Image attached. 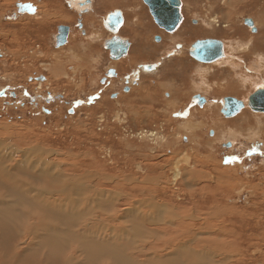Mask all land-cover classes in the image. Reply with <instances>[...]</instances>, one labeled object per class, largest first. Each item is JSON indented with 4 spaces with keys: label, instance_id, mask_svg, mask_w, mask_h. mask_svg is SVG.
<instances>
[{
    "label": "rangeland",
    "instance_id": "374dc122",
    "mask_svg": "<svg viewBox=\"0 0 264 264\" xmlns=\"http://www.w3.org/2000/svg\"><path fill=\"white\" fill-rule=\"evenodd\" d=\"M20 3L32 4L36 13L19 14ZM92 5L94 10L83 14L69 8L68 0H0V148L9 153V164L50 158L67 176L76 174L85 178L86 186L93 182L99 187L87 194V203L110 197L93 195L105 189L121 197L122 212L134 205L138 212L151 214L150 200L173 208L183 221L165 231L164 248L168 242L189 240L186 234L193 225L185 219L194 217V229L205 231L199 242L208 244L205 250L211 257L206 264H264V113L248 107L256 83L264 81V0H182L183 21L171 33L155 23L143 0H93ZM116 10L125 14L118 34L131 43L127 56L118 61L110 59L103 45L110 36L106 16ZM213 18L217 24L211 23ZM246 19L253 20L255 32ZM61 25L69 26L71 33L67 44L57 48ZM205 39L224 41L227 51L241 56L244 66L194 60L191 45ZM245 45L248 51L242 50ZM150 65H156L155 73H141V66ZM110 67L118 75L105 85L101 79ZM135 74L138 79L133 82ZM210 89L215 95L208 93ZM198 94L213 104L200 106L193 100ZM226 97L247 101L246 107L228 118L221 111ZM260 144L262 153L256 152ZM30 147L45 152L32 155L25 149ZM191 164L196 172L185 176L181 170L183 177L175 176L177 168L184 170ZM19 176L13 173L22 179ZM38 180H33L36 192L47 184ZM12 192L0 190L1 197L8 193L13 200L6 199L0 209L24 216L31 208ZM68 200L63 211L70 209ZM87 205L82 216L97 206ZM121 218L115 224L132 226L135 216ZM16 222L18 228L24 220ZM24 234L17 240L26 239ZM38 241L25 255L31 257L40 249ZM125 242L121 238L113 245L123 250ZM173 250L167 247L162 253ZM6 251L0 248V255H10ZM39 256L37 263L53 264L48 255Z\"/></svg>",
    "mask_w": 264,
    "mask_h": 264
},
{
    "label": "bare ground",
    "instance_id": "6f19581e",
    "mask_svg": "<svg viewBox=\"0 0 264 264\" xmlns=\"http://www.w3.org/2000/svg\"><path fill=\"white\" fill-rule=\"evenodd\" d=\"M92 2L93 0H68V6L69 8L77 10L78 13L84 14L87 13V11H90L91 9L94 10ZM121 12L123 15H125L123 11ZM66 18L67 16L65 15L64 19ZM124 21H125V17H124ZM211 23L217 24V20L213 18L211 20ZM109 32H110V36L104 41L105 42L104 48L106 42L113 38L112 37L113 34L115 35V33L112 30H109ZM97 34L99 33L94 34V36ZM250 39L251 40L249 41L251 42L252 45H254L253 38ZM249 41L248 43H250ZM221 42H223L224 45L225 55L222 59L215 61L216 64H219V66L220 65L240 66V64H242L243 61L241 59V56L238 57L236 55H233V53H229L227 51L228 48L227 44L224 41ZM248 48H249L248 45H245L242 48V50L248 51ZM131 58H133V56ZM242 66L244 65L242 64ZM140 70L141 73H149V72L155 73L157 71L156 68L152 71H145L144 66H141ZM254 72L258 75L260 74L258 70L255 71L254 69ZM133 78L128 80L129 84L135 82L138 79V76L135 74ZM256 84H258L256 91L261 88H264V81H261V83H256ZM208 93L210 95H212V93L213 95H215L216 92L213 91V89H210L208 90ZM231 94L239 95L235 92H232ZM198 95L200 99L203 100L202 107L205 104H213L211 103V100L208 99L203 94H198ZM223 101L224 99L222 100V104ZM242 102L245 105L247 104V101H242ZM206 112L201 114L202 116L206 117L208 120L209 116L204 115L206 114ZM210 115L212 119H214V115L212 114ZM219 125H214V126H216V129L221 128L220 130H225V128L223 129ZM6 128L8 129L9 127ZM192 128L193 127H191V129ZM215 133L218 134V131L216 130ZM191 138H193V136H191ZM233 142L234 141H232V144ZM25 149L28 150V153L32 155L33 154L41 155L43 153L42 150H44L43 148L42 150H40L41 148L38 149V147L31 149L25 148ZM0 150H1L0 151V190H6L9 194H13L12 191H14V193L15 192L18 193L17 197L19 199L23 197L29 204V205L27 204L29 208H31V210L24 212V216L20 214V211L18 212L14 211L16 214L10 211L12 214L11 215L7 212L8 210L3 209V211H1L0 209V248L2 247L5 248L10 254V255L7 254L0 255V257H2V259L0 258V264H17V261L15 260L16 258L24 259L25 263H28V261L31 260L35 264L37 263L36 257L40 258L39 256L40 254H42L43 256L48 255V258H50L51 260L50 263L53 264H206V262H209L206 260H209L211 256L206 254V250H205V247L208 244L199 242V235L205 233V231L194 229V227L197 225V219H195L194 217H189L185 219L187 221H190L192 223L191 225H193V228L190 229L186 234L187 236L190 235L189 240L177 241L176 243L168 242L166 247L164 248V244L166 243V240L168 238L167 237L168 234L165 231H167V229H170L177 224H180L183 221V219H181L182 216H179L181 218H178V214L176 210H174L173 208L172 209L167 208L166 205H162V204L158 205L156 204V202L150 200L149 205L152 206L151 210L153 212L151 214L150 211L143 213L140 212L141 211L140 210L138 212L137 209L134 207V205L131 208H129L127 211L122 212L118 207V205L122 202L121 197H114L113 196L115 194L114 192L112 193L111 191L110 193H112L113 195L112 194L110 195L108 191L102 189L101 191L93 195L106 197V195L108 194L110 197L107 196L108 197L107 199L98 200L99 204L96 201L88 202V203H92V205L94 206L97 204L98 205L91 210H89L88 208L87 212L83 211L84 213L87 214H85V216H82L80 212L84 210V208L88 204L87 201H85L88 200L89 198V195L87 194L92 195L91 193L92 190H97V188L99 189V187H96L95 183L92 182L90 184H87L86 186V183L83 181V179L85 180V178L77 177L76 174L72 175L73 177L67 176L64 168L60 166H54L55 162L50 160V158L49 159L45 158L46 157L45 155H44L45 157H43L45 159L43 158H40L39 160L27 159L25 161L23 159V160L15 161V163L9 164L10 162H12L10 158L8 159V157L10 156L9 153H7L6 149L0 148ZM46 165L49 167V168L47 167L48 170L41 169V167L43 166L46 167ZM52 167H56L57 171L53 172ZM193 167L194 166H192L191 164L190 166H187L184 170L181 168L179 169L177 168L175 176L177 177L178 175H180L181 177H183L182 171H184L185 176L189 175V173L193 174L194 172L197 171L196 170L193 172L194 170ZM15 172H18L22 176V179L13 177V173ZM85 176L87 177L88 175ZM34 179H39L38 183H40L42 180H46L47 184L46 186L40 185L39 186L40 188L37 189L36 192L35 189L37 187L34 189L35 187V185L33 184ZM48 185L49 187L52 186L51 189H48L47 187ZM26 188H28V190H26ZM15 189L21 191V193L19 191L17 192V190ZM33 192L35 194L31 195ZM8 193H6L5 196L3 193L4 197L0 196V204L4 205V202L7 201L6 199H9L8 197H11ZM84 193H86V197H84L83 199L84 201H83L82 196H84ZM61 197H63V199H60ZM15 199L17 198L15 197ZM67 199H70L68 200L70 209L66 207V210L63 211L65 209L63 208V205H65V201ZM16 201H14V204H17L15 203ZM80 204L82 209L80 208L77 211L76 206ZM140 204L143 205L141 202ZM18 205H22V202L20 200L18 202ZM71 205L73 206V208H71L72 207ZM108 207L110 208V210H108L109 209ZM16 209H18V207ZM190 211L191 210H189V212ZM125 214L127 216H135V219L132 221L133 225L126 226L121 224L118 225L115 224L118 223L119 218L125 216ZM81 216L83 219L92 216H94L95 218L90 219L88 222L86 219L83 222H81L82 221ZM15 220L16 221L24 220L23 225L22 226L19 225V227L17 228L16 223L18 222H16ZM85 222L87 223L81 226L80 223H85ZM224 226L226 228L225 224ZM24 233L28 234L26 235L27 238L23 239L20 237L18 241L17 239L19 235L24 236L25 235ZM125 234L126 237H124ZM127 235H131L132 238L127 239L129 237V236L127 237ZM121 238L122 240L125 239L127 240V242H125L127 245H125V248L123 250L121 248L123 246L119 247V245L117 246L116 244L115 247L113 245V243H117L118 240ZM35 239L36 240L40 239V241L36 243V245H38L40 249L37 252H35L34 250L33 255L31 257H28V255H25L26 254L25 251L26 249L30 248V246L34 243ZM12 240L14 241L10 248L9 244L10 241ZM139 241H141V244H138ZM222 241L223 240H221V242ZM120 242L123 243V241ZM222 243L221 245H223ZM71 244L74 246H71ZM198 244H200L203 248L198 250L196 248V245ZM167 247L174 248L175 250H173L170 254L164 253L165 254L164 255L162 251ZM138 248H140V250ZM37 264H41V263L39 262Z\"/></svg>",
    "mask_w": 264,
    "mask_h": 264
},
{
    "label": "water",
    "instance_id": "95a60500",
    "mask_svg": "<svg viewBox=\"0 0 264 264\" xmlns=\"http://www.w3.org/2000/svg\"><path fill=\"white\" fill-rule=\"evenodd\" d=\"M148 6L149 11L155 21V23L166 32H174L183 21L182 15V0H143ZM18 13L35 14L36 7L32 4H17ZM245 23L251 27L253 32L256 31L254 22L251 19H246ZM124 24V17L121 11L116 10L110 13L105 20V27L112 30L115 34L120 30ZM82 28V24H79ZM71 28L66 25L58 27V35L56 37V47L59 48L67 44ZM157 42H160V37L155 38ZM130 42L122 39L118 35H115L112 39L108 40L105 44L106 50L111 54L112 60H119L125 57L130 49ZM190 56L200 63H214L219 59H222L225 55V49L223 42L215 39L198 40L191 45ZM156 65L144 66L145 71H152ZM116 76L114 70H110L107 77L112 78ZM44 80V78H41ZM202 106L203 100L200 97L193 99ZM81 104V103H80ZM246 105L234 98L226 97L222 104V113L226 117H234L238 115ZM248 107L254 112H264V88L255 91L248 99Z\"/></svg>",
    "mask_w": 264,
    "mask_h": 264
},
{
    "label": "flooded vegetation",
    "instance_id": "af4514ba",
    "mask_svg": "<svg viewBox=\"0 0 264 264\" xmlns=\"http://www.w3.org/2000/svg\"><path fill=\"white\" fill-rule=\"evenodd\" d=\"M108 15H109V14H108ZM108 15H107V16H108ZM107 16H106V17H107ZM123 17H125V15H123ZM105 20H106V19H105ZM124 24H125V23H124ZM124 24H123V26H124ZM104 25H105V24H104ZM123 26H122V27H123ZM122 27H121V28H122ZM105 28H106V27H105ZM121 28H120V29H121ZM118 33H119V32H118ZM118 33L115 34V35H118V36H119ZM115 35L113 34L112 37H114ZM119 37H120V36H119ZM121 38H122V37H121ZM122 39H125V40L129 41L127 38H122ZM130 44H131V43H130ZM130 47H131V46H130ZM105 49H106V48H105ZM107 51H108V50H107ZM129 51H130V49H129ZM129 51H128V52H129ZM109 55H110V57H111L110 52H109ZM114 61H118V60H114ZM110 70H114V71L116 72L115 69H113V68H109V70H107L105 76H103V78L101 79V83H103V84H105V85H111V84H110V81H109L111 78L107 77V74L109 73ZM117 75H118V74H117V72H116V76H117ZM116 76H115V77H116ZM99 97H100V94H98L95 98L98 99ZM257 148H259V150H258ZM262 149H263V145H262V144H260L259 146H258V145L256 146V152H258V153H262Z\"/></svg>",
    "mask_w": 264,
    "mask_h": 264
},
{
    "label": "crops",
    "instance_id": "0c3cea01",
    "mask_svg": "<svg viewBox=\"0 0 264 264\" xmlns=\"http://www.w3.org/2000/svg\"><path fill=\"white\" fill-rule=\"evenodd\" d=\"M70 37V36H69ZM69 40V39H68ZM105 43V42H104ZM104 45V44H103ZM109 57H110V55H109ZM112 60V59H111Z\"/></svg>",
    "mask_w": 264,
    "mask_h": 264
}]
</instances>
